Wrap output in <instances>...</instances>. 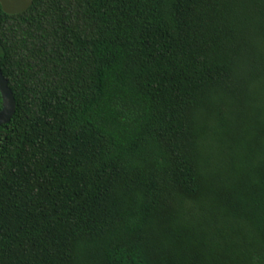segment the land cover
Listing matches in <instances>:
<instances>
[{"label": "trees", "instance_id": "1", "mask_svg": "<svg viewBox=\"0 0 264 264\" xmlns=\"http://www.w3.org/2000/svg\"><path fill=\"white\" fill-rule=\"evenodd\" d=\"M0 71V264H264V0L0 4Z\"/></svg>", "mask_w": 264, "mask_h": 264}, {"label": "water", "instance_id": "2", "mask_svg": "<svg viewBox=\"0 0 264 264\" xmlns=\"http://www.w3.org/2000/svg\"><path fill=\"white\" fill-rule=\"evenodd\" d=\"M34 0H0L2 11L8 15H17L26 12ZM0 95L2 108L0 110V126L6 125L15 112L13 93L8 87V82L0 71Z\"/></svg>", "mask_w": 264, "mask_h": 264}]
</instances>
